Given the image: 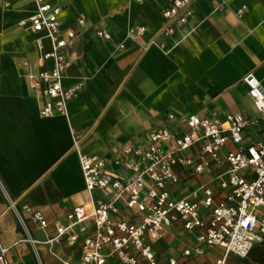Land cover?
Segmentation results:
<instances>
[{"label":"crops","instance_id":"0c3cea01","mask_svg":"<svg viewBox=\"0 0 264 264\" xmlns=\"http://www.w3.org/2000/svg\"><path fill=\"white\" fill-rule=\"evenodd\" d=\"M54 1L62 7V27L73 25L76 17L86 21L67 49L62 85L82 84L68 103L67 116H42L24 77L27 71L50 66V61L39 59L38 35L19 25L33 12L32 0H0V238L11 264L39 263L5 194L19 206L27 203L42 213L45 228L25 214L30 236L41 242L54 234L55 226L67 223L66 215L75 206L90 205L73 132L79 134L83 152L106 160L119 173L124 171L112 160L122 146L145 145L152 132L165 127L181 134L186 130L184 117L190 114L223 121L241 113L256 119L245 127L244 142L264 138V119L243 82L252 71L264 87V0H227L222 7L216 0H195L188 24L168 37L159 31L169 0ZM139 26L144 27L141 35L129 34ZM97 29L106 30L111 39L99 38ZM43 49H49L47 39ZM233 148L227 142L222 153ZM190 153L199 158L197 145ZM226 168L224 161L209 174L178 168L179 182L169 187L171 195L181 198L202 184L217 193L214 178ZM92 197L109 199L98 189ZM199 232L187 231L179 222L165 227L153 244L159 261L220 264L224 250L218 246H202L201 255L183 254L198 245ZM38 247L43 264H61L53 253L79 264L78 245ZM109 264L121 263L111 259ZM224 264H264V242L256 243L245 258L227 255Z\"/></svg>","mask_w":264,"mask_h":264},{"label":"built area","instance_id":"2783aa9c","mask_svg":"<svg viewBox=\"0 0 264 264\" xmlns=\"http://www.w3.org/2000/svg\"><path fill=\"white\" fill-rule=\"evenodd\" d=\"M195 0H169L162 10L163 25L159 34L173 35L188 24L193 14ZM225 6L227 0H216ZM33 12L19 22L37 34L39 59L50 61V66L38 72L24 73L29 88L35 92L42 116L68 115V103L82 88L81 83L65 88L64 72L69 65L67 49L86 21L76 17L73 25L62 27V7L54 0H32ZM245 9L236 11L240 16ZM144 32L139 26L129 32L138 36ZM102 40H110V34L97 29ZM49 49L43 51V40ZM120 48L124 45L120 44ZM248 95L260 118L264 119V87L253 72L243 77ZM173 119V115H169ZM256 119L241 113L227 115L225 120L209 119L197 114L184 117L186 130L177 134L168 128L152 132L145 145L122 146L113 157V164L124 173L112 170L106 160L83 152L79 146V134H73V149L90 198V205H78L70 210L65 225L55 226L54 234L38 241L29 234L26 216L41 228L47 221L29 204L19 206L7 194L9 208L17 216L25 241L29 242L39 264H43L38 245L44 243L52 250L66 242L78 245L79 264H109L115 259L121 264H163L153 250L165 227L179 222L192 231L199 229L198 245L183 251L185 256L201 255L204 248L221 247L224 264L227 255L245 258L256 243L264 242V138L249 144L244 142V129ZM227 142L233 149L222 153ZM197 145L199 158L191 155ZM227 164V168L214 180L218 192L204 184L192 189L181 198H174L169 187L179 182L178 168H190L195 175L209 174L213 165ZM101 190L108 201L94 200L92 192ZM216 197H220L216 201ZM125 210L127 216H123ZM8 247L0 238V264H11L7 258ZM61 264H70L53 253ZM168 264H177L170 258Z\"/></svg>","mask_w":264,"mask_h":264}]
</instances>
